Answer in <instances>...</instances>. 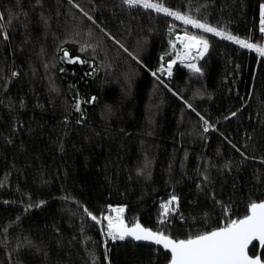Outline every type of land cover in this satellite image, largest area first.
I'll return each mask as SVG.
<instances>
[{"label":"trees","instance_id":"trees-1","mask_svg":"<svg viewBox=\"0 0 264 264\" xmlns=\"http://www.w3.org/2000/svg\"><path fill=\"white\" fill-rule=\"evenodd\" d=\"M154 2L264 44V0ZM73 3L95 23L68 0H0V264H168L157 246L106 238L80 205L124 206L129 223L180 239L243 218L264 201V58L200 30L202 74L178 62L169 78L158 69L188 29L122 0Z\"/></svg>","mask_w":264,"mask_h":264},{"label":"snow or ice","instance_id":"snow-or-ice-1","mask_svg":"<svg viewBox=\"0 0 264 264\" xmlns=\"http://www.w3.org/2000/svg\"><path fill=\"white\" fill-rule=\"evenodd\" d=\"M68 2L79 9L89 21L95 23L93 17L81 5L74 4L73 0H68ZM122 2L130 8L142 6L144 9H153L156 13H164L168 17H174L175 20L182 21L184 25H191L195 29L202 30V33H212L223 40L234 41L235 44L240 45L242 48L251 50L259 57L264 58V44L249 42L250 38H241L238 35H234L226 27L213 26L207 20L202 21L188 13L173 10L165 6L164 3L154 2V0H122ZM2 18L3 14H0V19ZM169 31L171 32L172 29L170 28ZM259 32L264 34V3L259 4ZM111 38L124 52L132 56L137 62H140L139 58L134 56L133 53L128 52V49L119 40H116L115 37ZM5 39H7L6 33ZM261 39H264V35L261 36ZM177 41L181 45L180 49L176 48ZM171 45L176 52V59L170 60L167 63L166 69L162 64L158 69L159 72L171 78L173 76V65L179 60L193 74H202V66H198L197 61L201 60L209 50V39L206 35L195 34L185 30L183 35H176L175 40L171 41ZM84 47H81V51L84 50ZM64 56L68 57L69 53L65 51ZM69 62L86 63L79 56L70 58ZM13 75H16V73H13ZM151 75L156 77L160 83H163L160 77L157 76L156 71H153ZM180 98L183 99V97ZM91 100L94 101L95 97H92ZM184 103L203 121L205 132L214 127L199 112H196L191 103H188L186 100ZM75 110L81 111L80 101L75 103ZM235 115V112L231 113V116ZM225 119H228V117H225ZM235 147L233 145V148ZM244 147L247 148V145H244ZM64 199H68V197L66 196ZM43 203L44 201H40V204ZM76 203L80 205L79 201ZM178 205L179 197L174 193L171 194L169 199L161 205L163 212L161 218L158 220V224L164 225L170 223L167 217L178 211ZM80 207L87 217H90L97 225L102 226L101 231L106 238L115 241L125 240L130 237L135 241H150L156 246H162L159 251L167 250L166 255L170 254L168 264H264V259L259 254L249 255V245H252L254 241H258L260 248L264 249V201L258 203L251 202L248 205V214L244 215L243 218L231 219L228 217L226 218L227 222L223 226L198 231L195 234L187 235L183 239L174 238L159 228L153 230L152 228L145 227L138 219L129 223L124 217V206L113 207L112 205H108L107 208L114 215L101 213L99 217L93 214L87 206L80 205ZM221 207L223 210L225 206L221 204ZM105 244H107V240H105ZM253 251L255 252V246Z\"/></svg>","mask_w":264,"mask_h":264},{"label":"built area","instance_id":"built-area-1","mask_svg":"<svg viewBox=\"0 0 264 264\" xmlns=\"http://www.w3.org/2000/svg\"><path fill=\"white\" fill-rule=\"evenodd\" d=\"M138 7H141V8H143L142 6H138ZM144 9V8H143ZM151 10H153V9H151ZM155 11V10H154ZM181 13H184V12H182L181 11ZM166 15V14H165ZM170 18H172L173 20H175V18L174 17H170ZM177 23H179V24H181L183 27H185L186 29H192V30H196V31H200V29H195V28H193L191 25H184L183 24V22L182 21H178V20H175ZM210 34H212V33H210ZM179 35V34H178ZM214 35V34H213ZM231 42H234V41H231ZM235 43V42H234ZM168 200V199H167ZM167 200H165V201H167ZM165 201H161L160 203H159V206L161 207V205L165 202ZM162 212H163V209H162V207H161V214H162ZM125 213H126V210H125V212H124V216H125ZM175 213V212H174ZM174 213H172V214H174ZM113 215H114V213H112ZM171 214V215H172ZM171 215L169 216V217H167V220H169V218L171 217Z\"/></svg>","mask_w":264,"mask_h":264},{"label":"water","instance_id":"water-1","mask_svg":"<svg viewBox=\"0 0 264 264\" xmlns=\"http://www.w3.org/2000/svg\"><path fill=\"white\" fill-rule=\"evenodd\" d=\"M126 239H129V240H131V241H133V242H135V243H138V244H146V245L156 246V245H154V244H153L152 242H150V241H135V240H133V239L130 238V237H129V238H126ZM255 244H259V242H258V241H254L252 245H249V255H250V250H251V248H252ZM157 247L162 248V246H157ZM262 250H263V249L260 248V253L262 252ZM164 251L167 252V250H164ZM260 256H261V255H260Z\"/></svg>","mask_w":264,"mask_h":264},{"label":"rangeland","instance_id":"rangeland-1","mask_svg":"<svg viewBox=\"0 0 264 264\" xmlns=\"http://www.w3.org/2000/svg\"><path fill=\"white\" fill-rule=\"evenodd\" d=\"M189 31H191L192 29H188ZM192 33H197V31L196 30H192L191 31ZM184 34V33H183ZM183 34H179V35H183ZM178 35V34H177ZM176 48L177 49H180L181 48V45L179 44V42L177 41L176 42ZM68 58H69V56L68 57H66V60H68ZM173 59H176V52H175V56H174V58ZM180 63V61L179 60H177V63ZM181 65H183V66H185L184 64H182V63H180ZM197 64H198V61H197ZM174 66V65H173ZM167 68V65H165V69ZM126 210V209H125Z\"/></svg>","mask_w":264,"mask_h":264}]
</instances>
